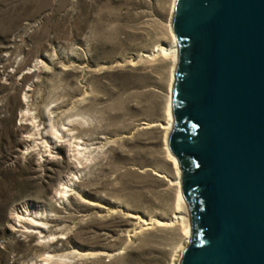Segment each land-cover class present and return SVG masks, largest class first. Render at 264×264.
<instances>
[{
    "label": "rangeland",
    "instance_id": "obj_1",
    "mask_svg": "<svg viewBox=\"0 0 264 264\" xmlns=\"http://www.w3.org/2000/svg\"><path fill=\"white\" fill-rule=\"evenodd\" d=\"M170 2L0 0V264H180L179 224L130 216L175 209L159 125L170 60L146 56L168 40ZM58 136L71 145L56 155Z\"/></svg>",
    "mask_w": 264,
    "mask_h": 264
},
{
    "label": "water",
    "instance_id": "obj_2",
    "mask_svg": "<svg viewBox=\"0 0 264 264\" xmlns=\"http://www.w3.org/2000/svg\"><path fill=\"white\" fill-rule=\"evenodd\" d=\"M171 27L167 143L191 222L180 264H264V0H175Z\"/></svg>",
    "mask_w": 264,
    "mask_h": 264
},
{
    "label": "bare ground",
    "instance_id": "obj_3",
    "mask_svg": "<svg viewBox=\"0 0 264 264\" xmlns=\"http://www.w3.org/2000/svg\"><path fill=\"white\" fill-rule=\"evenodd\" d=\"M174 5H175V0H171L170 6H169V15H170V17H172V13H173V10H174ZM168 21H169L168 22V33H169V36H168L167 42H165V43L162 42L160 44H157L156 46H154L152 52L147 54L146 56H150L151 58H153V56H157L158 55V56H162L164 58H168L170 60V66H169V70H168V79H167L168 91H167V99H166L165 108H164V121L161 124L159 123V125H160V128L164 131L162 141H163V149H164V151L166 153V159L170 163L171 168L173 170V174H174L173 178L170 180V183H172V185L174 184V187H175V200H176L175 209H174V212L172 213V216L169 219H157V218H153V217L152 218L148 217L149 219H145V218L137 216L136 214L135 215L134 214H130V216L138 218V220L141 222V227L138 228L139 230L142 229V228H144V229L149 228V226H151V224H152V226H153V224H156V226L158 225V226H162V227L163 226H167L168 227V226L173 225V224H179L180 229H181L180 230L181 231L180 234L182 235V238H183L182 242L179 244V247L182 250L185 247V244L188 242V240L190 238V224H189L188 215L186 213H184L185 210L183 211V208L185 206V202H184V198H183V196L181 194V189H180V182H179L180 171H179L178 161H177L176 157L169 150V146H168V143H167L168 133H169V131L171 129V126H172V123H173V116H172V113H171L170 97H171V86H172V83H173V80H174V69H175V66H176V63H177V57H178V44H177L175 35H174L172 27H171V22H170V20H168ZM142 56H144V55H142ZM150 124L151 123H149L148 126H150ZM153 125H155V124L152 123L151 126H153ZM52 133H56V132H52ZM30 138H31V136H30ZM62 138H63V136H61V137L58 136V139L52 141L50 143V145H49L50 148L56 149V151H55L56 155L60 154V152L65 147V145H67V144H68V146L71 145V143L69 144L68 142H66ZM29 140H30L29 137L25 135L21 139V142H25V141H29ZM80 142L81 141H74V145L75 146H73V147H75L77 150L85 148V147H83L84 145L83 146L80 145ZM49 151H50V153L48 154L46 159H44L45 161H48V162H50L54 158H56L55 157L56 155L54 156L52 154V151L51 150H49ZM80 153H82V152H80ZM69 157L66 158V162H65L66 166H67V169H68V175L66 177H64V181L60 183V187L54 193L55 196L58 197V198H63V196L66 195L69 190H71V187H69L70 184L68 182L70 180H72V178H74V175H75L74 173H75V171H77V165L74 164L75 161L73 162ZM69 175H70V177H69ZM158 175L161 176L160 174H158ZM70 182H72V181H70ZM26 211H28V208H25L24 210L20 209V211H19V209L16 208L11 213L10 220H12L13 222H15V221L23 222L24 221L23 219L25 218V213L24 212H26ZM30 222H32V223H28V226H27L28 228L34 227L33 228V230H34L35 227H41L39 225L40 222H39L38 219L36 220L34 218H31ZM136 230L137 229H135V231ZM133 231H134V229H133ZM136 233H138V231H136ZM110 255L111 254H109V256Z\"/></svg>",
    "mask_w": 264,
    "mask_h": 264
},
{
    "label": "flooded vegetation",
    "instance_id": "obj_4",
    "mask_svg": "<svg viewBox=\"0 0 264 264\" xmlns=\"http://www.w3.org/2000/svg\"><path fill=\"white\" fill-rule=\"evenodd\" d=\"M187 159H190V157H188L187 155H182L181 156V163H182L185 175L187 174V170H188V167H187V164H186V162H187L186 160Z\"/></svg>",
    "mask_w": 264,
    "mask_h": 264
}]
</instances>
